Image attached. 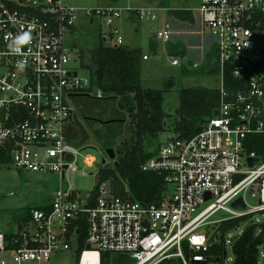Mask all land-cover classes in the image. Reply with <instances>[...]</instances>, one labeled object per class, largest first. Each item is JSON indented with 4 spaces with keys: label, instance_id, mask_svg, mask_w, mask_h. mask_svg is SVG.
I'll return each instance as SVG.
<instances>
[{
    "label": "built area",
    "instance_id": "1",
    "mask_svg": "<svg viewBox=\"0 0 264 264\" xmlns=\"http://www.w3.org/2000/svg\"><path fill=\"white\" fill-rule=\"evenodd\" d=\"M11 1L15 5L9 7L0 0V150L16 168L56 172L59 184L44 207H28L27 219L7 233L0 230V264H47L58 251L73 252L75 264H157L165 258L181 264H224V258L232 263L231 242L242 229L227 233L236 225L222 229L220 222L264 210V155L249 148L256 142L252 135L264 133V56L253 41L264 19V0L198 1L196 26L188 31L209 36L214 49L217 112L187 137L166 128L154 153L139 164L163 174V194L150 203L114 193L108 178L83 194L62 183L66 170L77 168L81 148L68 138L69 99L88 85L70 66L74 58L81 63L79 49L64 44L75 7L62 0ZM81 8L88 18H101L107 27L102 42L109 44L122 43L115 21L123 10L154 20L158 10L163 16L177 7ZM24 32L31 33V42L12 53L9 44ZM171 32L163 17L154 37L165 43ZM169 56L177 63L175 55ZM225 67L234 78L230 86L224 85ZM94 94L99 96V90ZM81 160L90 164L93 156L84 153ZM238 196L242 206L231 204ZM259 252L264 257V250Z\"/></svg>",
    "mask_w": 264,
    "mask_h": 264
},
{
    "label": "rangeland",
    "instance_id": "2",
    "mask_svg": "<svg viewBox=\"0 0 264 264\" xmlns=\"http://www.w3.org/2000/svg\"><path fill=\"white\" fill-rule=\"evenodd\" d=\"M75 7L74 20L71 30L64 31V44H73L76 49L82 50L81 62L74 58L70 62L77 70V75L89 80L90 52L96 46L98 36L106 30V26L100 17L93 15L89 20L84 15L82 6H99L103 4H114L125 6L166 4L174 7H186L192 12L199 0H62ZM125 10L124 13H126ZM157 17L154 20L132 19L138 28L129 29L122 24L119 30L122 33V41L135 49L145 53L148 58L138 59L139 77L142 86L159 88L161 90V110L164 113V120L171 115L177 107V91L182 86L204 85L215 86L218 84V71L213 61L214 67L210 70L203 61L197 66L185 64L182 60L177 64L170 63V56L166 53L164 43L159 42L154 37V31L161 23V12L157 11ZM194 15V13H193ZM118 20V19H117ZM121 20V19H120ZM197 20L191 23L185 20L186 28L194 27ZM119 24V23H118ZM192 24H194L192 26ZM120 25V24H119ZM118 25V26H119ZM128 26V25H127ZM188 26V27H187ZM148 39L154 42V50H151ZM254 44L261 49L264 56V19L261 26L255 30L253 36ZM153 52L159 55L153 56ZM211 57H214V49L211 50ZM204 58V57H203ZM87 64V65H85ZM88 82V81H87ZM98 89L93 86L86 93H78L69 99L73 107V114L69 120L68 128L74 144L79 145L80 154L77 156V164L74 170L67 169L63 176L65 181L81 194L90 190L97 183L96 169L101 163V157L105 166H112V158H109L104 152V147L111 146L114 151L115 146L122 140H128L132 137L130 129L129 115L124 109L117 106V95L106 97H96L95 92ZM166 126L160 130L156 137L152 138V144L156 141H162L165 137ZM69 135V133H68ZM70 138V139H72ZM84 153L93 156L90 164L82 162ZM58 174L53 171H30L16 168L9 162L0 163V230L7 226H14L17 222L18 213H21L25 205L46 203L52 196V192L58 187ZM264 218V210L255 211L247 217L239 220L235 227H232L227 233L234 234L241 230L251 219L257 220ZM226 232H223L225 236ZM261 249V248H260ZM231 254L226 246V257ZM125 264V260L119 261ZM20 264H45L44 261H23ZM47 264H75V256L71 251H58L51 253L47 259ZM224 264H231L228 258H224ZM258 264H264L263 254L259 252Z\"/></svg>",
    "mask_w": 264,
    "mask_h": 264
},
{
    "label": "trees",
    "instance_id": "3",
    "mask_svg": "<svg viewBox=\"0 0 264 264\" xmlns=\"http://www.w3.org/2000/svg\"><path fill=\"white\" fill-rule=\"evenodd\" d=\"M1 1L9 7L15 5L11 0ZM168 14L191 23L194 21L193 12L187 8H172L168 10ZM178 52L179 50H176L175 53ZM79 56L81 61V49ZM89 57L91 64L88 66V85L79 93H86L95 86L106 97L117 95V106L129 115L133 134L128 140H122L115 146V162L112 166H105L101 164L102 162L98 165L97 182L108 178L114 193L125 194L142 203L156 202L165 188L163 174L156 170H142L139 167V164L156 149L157 141L152 144V138H155L165 126L179 137H187L196 132L201 121L211 115L216 106L218 88L204 85L180 87L177 91V107L164 120V113L161 110V90L141 85L138 50L124 43L106 44L102 42L101 36H98L96 46L91 50ZM223 71L224 85H232L234 78L230 75L229 68L225 67ZM68 133L69 140L74 143L69 131ZM252 137L256 142L250 144L249 148L264 155V133L253 134ZM8 159L7 152L0 150V163H5ZM32 205L44 207L46 203L23 206L21 213H18L17 221L27 219L28 207ZM245 216L247 217L241 215L221 221L220 228L236 225ZM257 225L260 230L256 232ZM260 248L264 250V219L258 223L248 222L232 240L231 264H257ZM157 264L181 263L176 258H165Z\"/></svg>",
    "mask_w": 264,
    "mask_h": 264
},
{
    "label": "crops",
    "instance_id": "4",
    "mask_svg": "<svg viewBox=\"0 0 264 264\" xmlns=\"http://www.w3.org/2000/svg\"><path fill=\"white\" fill-rule=\"evenodd\" d=\"M125 5H128V4H125ZM124 11L125 10L121 12V15L118 18V20L115 21V25L119 28L122 24H124V26L128 27L129 29L136 30L138 26H136V24L132 20V19H137L134 12L132 10H128L126 11V13H124ZM163 17L164 19L168 21V23L170 24V27L172 28L170 39L164 43L165 50L168 55L170 54L175 55L177 57V63L179 62V60L180 61L182 60L183 62H185V64L189 63V65L191 66H197L202 60L201 62L204 61L206 65L208 66V69L212 67V65H214L213 64L214 58L211 57L212 45L210 44L209 36H207L206 34H198V33L189 32L188 31L189 28H193V27L186 28L185 20L178 19L168 13L163 16L161 14V19H163ZM88 19L91 20L92 17ZM193 25L194 24H192V26ZM120 34L122 36L121 31H120ZM147 44L149 45L151 50H154L155 44L153 41L148 39ZM126 45H128V47H132L129 44H126ZM167 45H169L170 47H168ZM132 48L135 49V47H132ZM176 50H179V52L175 53ZM138 52H139V56L141 57L142 51L138 50ZM147 58H142V59H147ZM193 63L195 64L193 65ZM214 67L210 68V70H212ZM14 227L15 225L12 227L7 226L1 231L9 232L13 230Z\"/></svg>",
    "mask_w": 264,
    "mask_h": 264
},
{
    "label": "clouds",
    "instance_id": "5",
    "mask_svg": "<svg viewBox=\"0 0 264 264\" xmlns=\"http://www.w3.org/2000/svg\"><path fill=\"white\" fill-rule=\"evenodd\" d=\"M31 33L30 32H24L22 34L17 35L9 44V49L12 53L19 54L21 53V46L25 44H29L31 42ZM27 61H22L18 66L21 70L25 67Z\"/></svg>",
    "mask_w": 264,
    "mask_h": 264
},
{
    "label": "water",
    "instance_id": "6",
    "mask_svg": "<svg viewBox=\"0 0 264 264\" xmlns=\"http://www.w3.org/2000/svg\"><path fill=\"white\" fill-rule=\"evenodd\" d=\"M212 112H213V113H216L217 110H216V109H213ZM104 152L106 153V155H107L109 158H112V159H113V160H112V163H114V162H115V160H114V151H113L112 147H111V146H106V147H104ZM249 160H251V158H249ZM100 161L103 162V161H104V158L101 157ZM231 204H239L240 206L243 205L240 196H238V197H236L235 199H233V200L231 201ZM209 239H211V236L209 237ZM86 246H87V245H86Z\"/></svg>",
    "mask_w": 264,
    "mask_h": 264
}]
</instances>
